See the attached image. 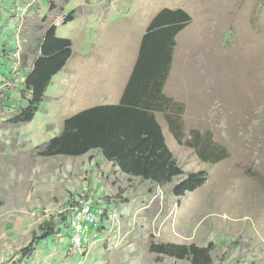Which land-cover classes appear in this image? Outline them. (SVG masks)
<instances>
[{"label":"rangeland","instance_id":"obj_1","mask_svg":"<svg viewBox=\"0 0 264 264\" xmlns=\"http://www.w3.org/2000/svg\"><path fill=\"white\" fill-rule=\"evenodd\" d=\"M166 8L185 10L191 22L177 38L165 92L183 105L186 133L211 132L229 158L204 163L168 129L181 168L209 173L199 190L177 198L172 189L183 176L156 187L130 182L96 151L40 156L38 147L61 134L68 118L119 101L152 19ZM31 12L21 35L23 65L51 25L60 38L72 40L74 55L32 122H10L26 106V79L0 102V199L33 217L32 233L55 222L65 235L72 232V212L63 209L75 208L83 195L110 204L102 211L97 249L88 245L77 253L68 238L67 252L31 264H190L152 250L162 243L211 248L214 264H264V0H37ZM72 12L76 19L61 25ZM1 14L6 25L10 13L2 0L0 20ZM10 26L5 37L14 46L15 23ZM33 61L29 56V68ZM158 119L166 130L163 116Z\"/></svg>","mask_w":264,"mask_h":264},{"label":"trees","instance_id":"obj_2","mask_svg":"<svg viewBox=\"0 0 264 264\" xmlns=\"http://www.w3.org/2000/svg\"><path fill=\"white\" fill-rule=\"evenodd\" d=\"M74 20L75 12H72L64 22ZM190 22L191 16L183 9L166 8L158 13L142 39L120 103L89 108L68 118L61 134L38 147L40 156L81 157L96 151L103 160L118 167L130 182L140 179L164 187L183 176L172 189L174 196L182 198L199 190L208 181L209 173L205 170L186 173L181 168L158 119V115H162L176 141L193 149L202 162L214 165L229 158L227 148L218 144L211 132L194 129L186 133L183 105L165 92L173 69L177 38ZM73 55L72 40L60 38L57 25L45 28L36 49L27 52L24 68H29V56L34 57L25 81L28 97L22 99L23 103L27 102L10 119L12 125H25L36 118L54 78ZM61 232L55 222L41 225L32 233L30 242L21 248L23 262H29L42 243L55 239ZM152 250L190 264H214L212 249L197 244L162 243L153 245Z\"/></svg>","mask_w":264,"mask_h":264},{"label":"crops","instance_id":"obj_3","mask_svg":"<svg viewBox=\"0 0 264 264\" xmlns=\"http://www.w3.org/2000/svg\"><path fill=\"white\" fill-rule=\"evenodd\" d=\"M26 1L27 0H2L3 6L8 7L10 17L7 19V24L3 25L4 17H3V14H1L0 67L2 68L3 66H6L8 70L0 69V75L8 76L9 78H13L12 73H11V61L9 60V53H11V51L14 49V46L12 45V43H10L9 40L6 39L5 34L7 33L9 29H11L10 28L11 22L15 23V27L12 30L14 31L13 34L15 33V30L17 27V18L14 13V8H16V6L24 5ZM48 3H49V0H45V4H48ZM34 14H37L36 8L30 13L28 18H32ZM31 69H32L31 67L23 68L22 73H21L22 75L21 79H18V80L15 79V80H17V82H20L21 80L26 79L24 75L25 73L26 74L29 73ZM9 73H10V76H9ZM121 98L119 99V101L115 102L114 104L120 103ZM168 127L169 126H166V130L164 129L167 142H168L167 132H170L169 131L170 129ZM14 203L4 202V200L0 199V264H16L17 262L22 260L21 248L23 247V245L30 242L32 231L35 228L34 223L32 222L33 217L30 218V216H27L25 212H21L20 210L14 209L15 207ZM103 204L106 205L105 209L108 210L110 207V204L108 205L105 200H101V205L99 207L101 211L104 210L102 209ZM104 222L106 223V220L103 218V224ZM63 230L61 234L58 235V238H57L58 240L53 239V242H52L53 245L52 244L44 245L45 243H43V245L41 244L40 247L37 249L34 257L29 261L30 262L29 264L33 263V260L37 261L38 259H49L51 258L49 254H53V257H54V255L60 256V253L64 254L65 252H67L68 251V248H67L68 238L70 237L71 233L68 230L69 231L68 234L65 235L63 234ZM102 233H103L102 237H104L106 234V231L103 230ZM95 247H97V245H91V249ZM76 257H79V256H76Z\"/></svg>","mask_w":264,"mask_h":264},{"label":"built area","instance_id":"obj_4","mask_svg":"<svg viewBox=\"0 0 264 264\" xmlns=\"http://www.w3.org/2000/svg\"><path fill=\"white\" fill-rule=\"evenodd\" d=\"M36 2L37 0H27L24 5L14 8V13L17 18V27L13 37L15 48L9 53L13 78L0 75V101L11 96L13 91L18 87L17 80L22 77L21 73L24 68L23 55L25 49H23L21 35L26 19ZM81 198L75 208L66 207L63 209V213L68 212L69 214L70 210L72 212V216H69L70 229H72L69 239L70 246L77 253H82L83 249L88 245L95 244L101 238L102 231L101 215H103V212L99 209L101 202H93L92 196L83 195Z\"/></svg>","mask_w":264,"mask_h":264},{"label":"water","instance_id":"obj_5","mask_svg":"<svg viewBox=\"0 0 264 264\" xmlns=\"http://www.w3.org/2000/svg\"><path fill=\"white\" fill-rule=\"evenodd\" d=\"M64 23H65L64 20H62V21L60 22L61 25L64 24Z\"/></svg>","mask_w":264,"mask_h":264}]
</instances>
